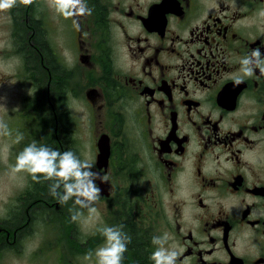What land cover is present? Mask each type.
<instances>
[{"label":"flooded vegetation","instance_id":"1","mask_svg":"<svg viewBox=\"0 0 264 264\" xmlns=\"http://www.w3.org/2000/svg\"><path fill=\"white\" fill-rule=\"evenodd\" d=\"M85 2L92 14L69 19L48 0L0 11L7 141L17 128L20 152L35 142L82 160L90 141L112 193L116 175L134 178V215L116 221L131 238L122 264H152L164 233L177 264H264V76L233 85L241 58L264 52V0ZM23 174L16 212L48 205L56 181Z\"/></svg>","mask_w":264,"mask_h":264},{"label":"clouds","instance_id":"2","mask_svg":"<svg viewBox=\"0 0 264 264\" xmlns=\"http://www.w3.org/2000/svg\"><path fill=\"white\" fill-rule=\"evenodd\" d=\"M17 2L29 6L34 3V0H0V11L11 9L17 5ZM48 6L64 19L92 14V9L87 6L85 0H48ZM231 6L235 7V0H232ZM258 14L264 18V8ZM239 63L242 75L233 77L234 87L243 83L245 77L251 78L256 75L257 70H259V75L264 76V52L259 47L252 49L250 53L241 58ZM8 134V125L0 120V135ZM22 139L23 136L18 134L17 142ZM93 167L94 165L89 160L80 159L71 150L60 152L47 146L38 147L33 142L18 153L12 172H26L36 182H40L41 176L45 180H55L56 183L50 186V192L58 198L60 203H67L71 199L79 208H87L95 213L96 208L92 205L101 192L95 181L100 179L104 182L105 178L92 171ZM61 187L62 193H58L57 189ZM79 215L78 211L75 212L72 219L77 220ZM100 231L104 237V243L94 252L96 264H122L131 238L123 232L122 226H105ZM168 240V233L152 237L151 243L156 246L149 257L152 264H177L180 252L175 248L165 247ZM92 256L93 253H88L84 259L91 260Z\"/></svg>","mask_w":264,"mask_h":264},{"label":"rangeland","instance_id":"3","mask_svg":"<svg viewBox=\"0 0 264 264\" xmlns=\"http://www.w3.org/2000/svg\"><path fill=\"white\" fill-rule=\"evenodd\" d=\"M2 90H4L3 84L0 85V92ZM2 112L3 110L0 109V120H3L7 124L9 120H6ZM14 122L16 124V121ZM14 129L15 133L19 135L22 134V132L19 133L17 128ZM8 131V135H0V231L5 228L2 222L7 214L5 213L7 203L14 201V198L18 195V192L22 188L20 185L21 181L26 183L24 174L20 173L19 175L5 167L7 166L6 160L9 155L13 159H16V156L20 152L19 150L10 152V145L12 142L6 141L4 136L12 137L13 132L10 127H8ZM92 132L93 131H91V133ZM90 145L91 142L88 141V153L85 154L87 160L92 158ZM128 177L116 175L115 178V182L118 185L116 192L118 194H125L123 197L119 198V195L116 196L114 194L113 198L109 201H101L100 197L98 198L99 203L104 208L110 206L111 209H115L118 213V217L123 214L124 210L128 209L132 212L134 209V178ZM123 201L126 202L123 203ZM113 203L117 205L113 206ZM95 208L96 212L92 213L87 208L81 209L75 207L72 209L73 213L78 211L80 215L78 219L74 221L72 217L67 214V205H58L56 207L57 213L54 216H52L53 214L51 215V207L47 209L48 211H45V206H43V208L31 206L27 212L30 219H48V223H46L45 220L37 221V224H40L38 226L36 224L34 227L36 233L26 232V229L29 228L30 225L25 214L26 208L23 211L12 213V219H17L15 227L20 228L18 229L19 234H16V236L12 238L13 244L7 249L10 252V256L14 257L11 260V264H96L94 252L104 243V237L101 231L91 232L93 228L96 227L95 230L98 228L103 218L102 207L98 205L95 206ZM40 210L43 211L42 214H40ZM44 225H50V227L45 228ZM73 226L76 228L75 233H73ZM5 231L6 230L3 231V237L6 236ZM53 231L55 232L53 233ZM94 244L95 248L92 249ZM56 246L61 252L65 251L66 256L60 255ZM88 253H93L91 260L84 259ZM0 264H5V260L1 259Z\"/></svg>","mask_w":264,"mask_h":264},{"label":"water","instance_id":"4","mask_svg":"<svg viewBox=\"0 0 264 264\" xmlns=\"http://www.w3.org/2000/svg\"><path fill=\"white\" fill-rule=\"evenodd\" d=\"M99 149H100V152L98 154V162H99V165H102L101 162H104V161H107L109 160V157H110V139H109V136H101L100 137V140H99ZM100 189H101V193H105L107 192V188H108V183L107 181L105 180L104 182L100 181Z\"/></svg>","mask_w":264,"mask_h":264},{"label":"trees","instance_id":"5","mask_svg":"<svg viewBox=\"0 0 264 264\" xmlns=\"http://www.w3.org/2000/svg\"><path fill=\"white\" fill-rule=\"evenodd\" d=\"M42 186L41 185H39V183H37V186H36V188L37 189H39V188H41ZM43 191H44V189H43ZM45 192V191H44ZM37 196H39V194L38 195H36V196H33V197H37ZM10 226L12 227V228H14L15 227V225H13V224H10ZM142 245V246H141ZM138 250H139V252H141V254H140V256L142 255V256H144L143 258H145L146 256H145V254H143V251H144V246H143V244L142 243H139L138 244ZM140 259H141V257H140ZM146 263V262H145Z\"/></svg>","mask_w":264,"mask_h":264}]
</instances>
